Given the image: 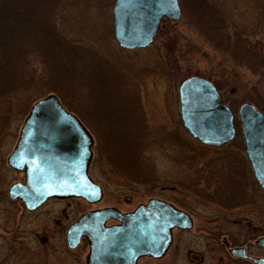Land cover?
I'll use <instances>...</instances> for the list:
<instances>
[{
	"label": "rangeland",
	"instance_id": "1",
	"mask_svg": "<svg viewBox=\"0 0 264 264\" xmlns=\"http://www.w3.org/2000/svg\"><path fill=\"white\" fill-rule=\"evenodd\" d=\"M9 2L23 14L44 17L59 9L65 25L57 29L74 45L51 31L29 34L24 27L0 44V264H83L65 246L57 248L58 212L68 218L107 206L132 211L158 181L174 176L203 199L210 186L231 184L239 211L256 213L264 227V194L253 183L236 117L231 144L202 145L183 129L177 97L183 79L199 76L213 83L234 113L252 99L264 112V77L248 73L247 48L235 42H250L264 60V0H178L179 21L163 24L149 47L133 51L112 39L113 0H0V23L10 13ZM236 31L244 38L240 33L233 38ZM48 95L92 135L89 173L105 193L97 204L75 199L29 215L5 193L21 178L6 167V159L30 106ZM138 155L144 178L136 174ZM134 177L140 183L126 193L124 180ZM229 203L234 205L233 197ZM75 252L82 256L86 250Z\"/></svg>",
	"mask_w": 264,
	"mask_h": 264
},
{
	"label": "water",
	"instance_id": "2",
	"mask_svg": "<svg viewBox=\"0 0 264 264\" xmlns=\"http://www.w3.org/2000/svg\"><path fill=\"white\" fill-rule=\"evenodd\" d=\"M111 8L113 39L126 50L146 48L162 18L177 21L180 16L176 0H114ZM177 87L182 127L205 146L231 143L236 115L252 176L264 191V115L248 102L233 115L213 84L197 76L186 77ZM26 115L6 159L7 167L23 173L24 181L8 188V198L18 200L27 211L50 199L98 203L101 189L87 175L92 138L78 118L54 95L34 102ZM184 217L153 199L128 213L104 207L85 212L68 228L66 242L73 248L80 238L87 240L86 264H135L141 256H161L170 230L188 226ZM109 221L116 224L106 226Z\"/></svg>",
	"mask_w": 264,
	"mask_h": 264
},
{
	"label": "flooded vegetation",
	"instance_id": "3",
	"mask_svg": "<svg viewBox=\"0 0 264 264\" xmlns=\"http://www.w3.org/2000/svg\"><path fill=\"white\" fill-rule=\"evenodd\" d=\"M178 3V0H176ZM197 1V0H196ZM199 1V0H198ZM64 2V1H63ZM114 2V0H113ZM113 2L111 7L113 6ZM179 6V5H178ZM66 7V4L63 5ZM180 11V8H179ZM58 27L64 28L65 19L60 15ZM181 17V11L180 16ZM111 18H112V8H111ZM167 20L162 18L154 36V39L157 37L160 27L165 23H172L173 25L179 21ZM227 21L231 22L227 16ZM227 22V23H228ZM112 27V19H111ZM61 34L60 29H57ZM63 36V35H62ZM65 37V35L63 36ZM113 36V27H112V39ZM65 42H68L64 39ZM115 42V40L113 39ZM72 43V42H70ZM116 43V42H115ZM74 44V43H72ZM123 49V48H122ZM125 50V49H124ZM139 50V49H133ZM129 50V51H133ZM199 77V76H197ZM202 78V77H201ZM218 92V91H217ZM88 131V130H87ZM89 132V131H88ZM90 134V133H89ZM92 146H91V158L88 165L87 175L89 179L100 187L101 189V202L104 196V188L102 185L94 180L90 175L91 162L94 159L93 151V137ZM233 141V140H232ZM231 141V142H232ZM231 143H228L229 145ZM225 145V146H227ZM224 146V147H225ZM136 167L140 170L139 167V155L137 158ZM8 168V167H7ZM9 169V168H8ZM11 172L20 174L21 178L12 182L5 193L7 195L8 188L15 183H23L24 176L22 172H14L9 169ZM236 171V169H235ZM139 177L144 178V170L136 171ZM123 176V173H122ZM137 177V176H136ZM253 177V176H252ZM128 180V181H127ZM143 180V179H142ZM255 187L259 188L254 178L252 179ZM140 183L139 179L130 178L124 180V186H126V193H132L131 187L137 186ZM210 196L206 199L199 198L196 196L193 188H188L176 180V176L173 179L158 181V183L153 186L152 195L146 199L144 202L138 203L132 211L139 205L146 204L149 200L153 199L159 202H163L172 206L175 210L181 212L185 217L183 223H187L186 227L175 226L170 230V240L167 245L166 250L161 256H150L145 255L139 257L135 264H264V242L261 239L264 238V227L261 221H257L256 213H241L239 211L240 202L235 201L237 198L236 190L231 184H216L215 186H210ZM209 190V189H208ZM135 192V191H134ZM8 197V196H7ZM233 197L234 205L229 203V199ZM9 199V198H8ZM76 198L69 199H50L46 200L39 207L35 208L32 211H27L24 206L18 200H10L15 202L18 206L23 209L27 214L34 215L44 208L49 210V207H53V203H61L64 206L66 202H71ZM81 200V199H78ZM132 200V194H129L124 197L126 203H130ZM185 206H180L177 204V201H180ZM83 201V200H82ZM85 202V201H84ZM98 202V203H99ZM86 203V202H85ZM88 204V203H87ZM97 204V203H96ZM90 205V204H89ZM93 205V204H91ZM117 209L119 212L128 213L130 211H122L117 207L107 206ZM104 208V207H102ZM100 208H94L78 213L72 217H66V215L60 211L62 215L57 213L56 221V233L60 237V243H58L57 248L66 247L67 250L72 253V256H79L83 264H86V259L89 253V245L85 238H80L78 243L70 248L66 242V233L68 228L74 224L79 218L88 211L97 210ZM116 224L115 221H109L106 223V226H111ZM83 248L86 250V253L82 256L76 254V250Z\"/></svg>",
	"mask_w": 264,
	"mask_h": 264
},
{
	"label": "trees",
	"instance_id": "4",
	"mask_svg": "<svg viewBox=\"0 0 264 264\" xmlns=\"http://www.w3.org/2000/svg\"><path fill=\"white\" fill-rule=\"evenodd\" d=\"M40 4H41V1H40ZM5 7H9L10 13L8 14V16H5L6 14L3 13V15L6 17V19L4 18L5 20L2 23H0V25H2V30L0 31V44L3 43L4 40L6 38H8L10 35H11V37H14L15 34H18L20 32V30H19L20 27L26 28L29 34L49 33V31H51V33L54 36H56L57 38H60L61 41H62V39L64 40V37L62 36V34H60L57 30V26L59 25V22L61 21V19L59 18V15H58L59 9L54 11L51 16L44 17V16L38 15V13L36 15H33L30 12L23 14V12L18 11L20 9L21 10H23V9L17 8V6L15 4H13V2H9L8 4H6ZM39 10H40V5H39ZM237 33H240V36L237 35ZM236 35L239 38H244L243 34L241 32L236 31L233 38H236ZM236 41H238L237 43H239V44L241 43V45H243L244 49L247 48V51H248L247 52L248 53V62L247 63H249L248 69L250 71L248 73L255 79H256V75L259 74V77L263 79V77H264V60H263V58L260 57L259 53L256 52L255 46L250 44V42H248V41L246 42L242 39H239V40L235 39V42ZM66 43H68V45L72 44L70 42H66ZM72 45H74V44H72ZM233 57H234V55H233ZM0 61H1V55H0ZM75 81H76V79H74L72 82L75 83ZM85 82H88V81L85 80ZM59 86L62 88L61 82H59ZM47 90L50 91L49 89H47ZM54 91H56V90L54 89ZM248 102L253 104L259 110V112L264 114L263 110H260L258 108V106L255 104L253 99L249 100Z\"/></svg>",
	"mask_w": 264,
	"mask_h": 264
}]
</instances>
